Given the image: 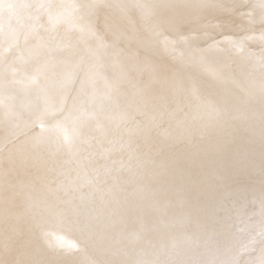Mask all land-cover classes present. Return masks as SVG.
Returning a JSON list of instances; mask_svg holds the SVG:
<instances>
[{
	"label": "snow or ice",
	"instance_id": "6c2138e0",
	"mask_svg": "<svg viewBox=\"0 0 264 264\" xmlns=\"http://www.w3.org/2000/svg\"><path fill=\"white\" fill-rule=\"evenodd\" d=\"M0 264H264V0H0Z\"/></svg>",
	"mask_w": 264,
	"mask_h": 264
},
{
	"label": "bare ground",
	"instance_id": "6f19581e",
	"mask_svg": "<svg viewBox=\"0 0 264 264\" xmlns=\"http://www.w3.org/2000/svg\"><path fill=\"white\" fill-rule=\"evenodd\" d=\"M236 2H238V3H239V2H245V0H236ZM254 47L258 50V47H259L258 42H257L256 45H254ZM53 227H55V225H54ZM64 239H65V241H66L67 243H69V244H72V243H75V242H76V237H75V235H74L73 233H71V232H68V233L64 234Z\"/></svg>",
	"mask_w": 264,
	"mask_h": 264
}]
</instances>
